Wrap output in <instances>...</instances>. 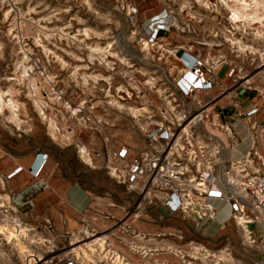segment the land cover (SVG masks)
<instances>
[{
  "label": "rangeland",
  "instance_id": "374dc122",
  "mask_svg": "<svg viewBox=\"0 0 264 264\" xmlns=\"http://www.w3.org/2000/svg\"><path fill=\"white\" fill-rule=\"evenodd\" d=\"M165 12L166 23L155 20ZM263 23L234 24L219 0H0V93L19 103L17 121L8 107L0 110V264H62L67 252L83 264H113L98 252L92 262L71 249L124 224L133 225L134 264L141 261L135 249L146 246L137 238H163L148 245L158 248L151 257L172 264L178 262L166 246L190 240L229 253L232 264L263 263L264 241L248 245L225 203L218 220L199 225L186 214L167 213L155 186L148 190L142 180L133 186L127 176L117 177L125 174L126 162L113 155L120 147L127 149L126 160L142 153L145 130L157 126L169 103H190L192 97L180 94L176 84L192 56L201 54L226 74L231 89L239 86L263 104ZM42 149L66 177L91 190L90 205L68 210L60 194L57 212L43 218L12 207L8 174L23 164L11 165ZM110 176L122 185L115 187ZM150 223L182 230L170 228L159 237L136 231ZM7 229H17L19 240L8 239ZM28 252L43 258L28 260Z\"/></svg>",
  "mask_w": 264,
  "mask_h": 264
},
{
  "label": "built area",
  "instance_id": "2783aa9c",
  "mask_svg": "<svg viewBox=\"0 0 264 264\" xmlns=\"http://www.w3.org/2000/svg\"><path fill=\"white\" fill-rule=\"evenodd\" d=\"M164 14L155 20L166 23L163 22L166 12ZM194 58L190 72L184 73L176 84L180 94L192 97L190 103L184 105L175 98L169 103L157 126L145 130L148 141L139 155L126 160L125 147L114 151L117 160L126 162L123 167L126 175L116 172L117 166L114 171L119 179L127 176L133 186L140 180L148 190L155 186L160 193V204L167 213L186 214L193 217L196 225L216 220L218 207L224 202L229 211L228 219L235 222L246 243L258 247V242L264 241V125L256 116L260 113L264 121V103L256 102L246 112H239L237 116L242 127L238 129L232 124L218 122L219 112L213 104L225 89L214 96L215 82L211 76L216 66H208L201 54ZM213 130H219L223 136ZM246 140L242 156L234 158V150ZM47 157L43 154V160L30 169L34 177L41 176ZM20 170V167L15 169L8 178ZM149 194L150 191L146 196ZM166 247L178 264H232L228 260L229 253L219 255L207 251L192 240L176 248ZM137 249L140 264H172L165 258L152 259L158 248L142 246L139 251ZM60 261L62 264H83L69 252L64 253Z\"/></svg>",
  "mask_w": 264,
  "mask_h": 264
},
{
  "label": "crops",
  "instance_id": "0c3cea01",
  "mask_svg": "<svg viewBox=\"0 0 264 264\" xmlns=\"http://www.w3.org/2000/svg\"><path fill=\"white\" fill-rule=\"evenodd\" d=\"M220 69L217 66L214 69V74L211 79L215 82L214 93L222 91L225 89L223 94H221L213 104V108L219 112L217 120L222 124H232L236 129L242 127L241 121L238 119L239 112H246L249 110L254 103H258L255 98L251 97L248 92L243 90V88L237 86L235 88L232 82L225 81L227 78L226 74L220 75L218 73ZM230 87V88H229ZM227 95V96H226ZM223 97V98H222ZM222 98V99H221ZM224 99V101H223ZM226 102V103H224ZM224 118V119H223ZM256 118L264 125V121L261 114H257ZM218 136H223V133L219 130H213ZM248 143V140L244 142L237 150L242 148V151H238L235 154V158H240L243 154L244 147ZM40 154L36 155L35 151H32L25 158L15 159L11 168L18 165H22V170L15 176L9 179L8 183V196L12 207L16 206L22 212H27L28 214L35 215L38 218L47 217V212L54 214L57 212L55 205H57L58 195L64 196L65 200L68 202L70 208L68 210L80 211L83 210L87 205H90V201L94 198L91 190L82 183L81 180L66 177L60 167H55L52 165V155L48 150H40ZM43 154H47V163L43 169L41 176L34 177L30 169L35 168V166L43 160ZM89 169H99L101 170L102 165H87ZM104 168V167H103ZM105 175H108L102 171ZM111 177V176H110ZM114 179L113 177L110 180ZM116 182V184L114 183ZM112 183L115 187L121 186L122 183L114 179ZM60 186V187H58ZM104 201L109 200L108 198H103ZM161 212L164 213L162 208H159ZM52 216V215H51ZM215 221V220H214ZM221 222V221H217ZM176 226V227H175ZM173 227L169 225L157 224H145L143 228L137 232L142 235H152L156 233L159 237V233L166 232L167 229L172 228L174 232H180L182 229L178 228L177 225ZM181 229V230H180ZM165 230V231H164ZM110 233L104 235L105 239V249L101 254H104L107 248H109L110 259L118 256L120 258L121 264H132L133 263V225H121L117 228L109 231ZM150 239H138L139 243H143L146 246L150 244L160 243L162 244L165 240L163 238L155 239L156 241ZM178 240L175 239L173 242L176 244ZM179 242V241H178ZM180 243V242H179ZM112 250V251H111ZM111 255V256H110ZM125 257V258H124ZM124 258V259H123ZM114 259V260H115ZM134 264V263H133ZM137 264V263H136Z\"/></svg>",
  "mask_w": 264,
  "mask_h": 264
},
{
  "label": "bare ground",
  "instance_id": "6f19581e",
  "mask_svg": "<svg viewBox=\"0 0 264 264\" xmlns=\"http://www.w3.org/2000/svg\"><path fill=\"white\" fill-rule=\"evenodd\" d=\"M221 3H223L225 5V7L228 9L229 14H230V19L232 20V22L234 24H252V23H263L264 20V0H219ZM203 2V1H202ZM162 15H165L164 13ZM158 19V18H157ZM264 24V23H263ZM242 27V26H241ZM247 27V26H246ZM155 35L159 32L158 28H155L154 31ZM258 33V32H256ZM262 37V36H261ZM147 43V42H146ZM241 48V47H240ZM244 48V47H243ZM244 50V49H243ZM95 51V49H94ZM191 60L194 62L195 58L192 56ZM192 62V63H193ZM191 63V61H190ZM191 68V67H190ZM190 68L187 69L185 73H189L190 72ZM26 70V69H25ZM26 72V71H25ZM2 93H6V92H2ZM2 93H0V110L2 111L3 107L6 106L9 108V110L11 111V115L13 116L14 120H18L17 115L16 114V109H18L16 101L14 102L11 98L8 99H4ZM5 96V95H4ZM227 96V95H226ZM223 98V97H222ZM221 98V99H222ZM224 101V99H223ZM38 102V101H37ZM39 103V102H38ZM226 103V102H224ZM42 107V106H41ZM73 107V106H72ZM41 113L44 114V110L40 109ZM134 112V111H133ZM5 113V112H3ZM224 119V118H223ZM53 122V121H52ZM55 122V121H54ZM51 123V122H50ZM55 124V123H53ZM52 125V124H51ZM54 126V125H53ZM52 126V127H53ZM56 127V126H55ZM54 128V127H53ZM246 139V138H245ZM243 145V144H242ZM241 146V145H240ZM239 146V147H240ZM82 151V150H81ZM239 150H234L233 152V157L235 158V154L238 153ZM88 154V153H87ZM239 159V158H238ZM224 203V202H223ZM222 204V203H221ZM221 213V210L218 207V213H217V217H219ZM218 220V219H216ZM2 225V224H1ZM8 225V224H7ZM7 227V226H6ZM1 229V228H0ZM8 231L5 232V235L7 236L8 239H13L15 238L16 240H19V233L17 232H13L12 229L11 231L9 229H7ZM1 232H4V229H1ZM24 232V230H23ZM11 242V241H10ZM19 242V241H18ZM86 247H74L71 250H78L81 251L82 255L84 258L88 259L89 261L94 262V260L92 259V255H94L96 252H98V254H101V252L104 251L105 249V239L104 236H99L96 237L92 240H90L89 243H85ZM20 245V243H19ZM21 250H24V246H20ZM27 251V250H25ZM30 251V250H29ZM112 251V250H111ZM108 251H106L102 257L108 258L110 260V257H108ZM22 254V253H21ZM31 255H34L33 253L28 252V256H30V258H28V260H33V256L31 257ZM96 256V255H95ZM111 256V255H110ZM100 257V256H99ZM125 258V257H124ZM123 258V259H124ZM112 258V263L113 264H121L120 262V258L118 256H116V259ZM111 262V261H110ZM85 264V263H84ZM88 264V263H87ZM96 264V263H95ZM133 264V263H132Z\"/></svg>",
  "mask_w": 264,
  "mask_h": 264
},
{
  "label": "water",
  "instance_id": "95a60500",
  "mask_svg": "<svg viewBox=\"0 0 264 264\" xmlns=\"http://www.w3.org/2000/svg\"><path fill=\"white\" fill-rule=\"evenodd\" d=\"M261 264H264V262H263V263H261Z\"/></svg>",
  "mask_w": 264,
  "mask_h": 264
}]
</instances>
